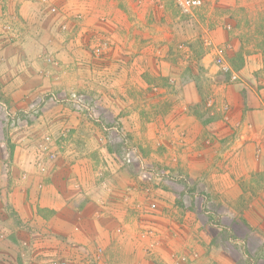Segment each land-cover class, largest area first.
<instances>
[{"label":"rangeland","instance_id":"rangeland-1","mask_svg":"<svg viewBox=\"0 0 264 264\" xmlns=\"http://www.w3.org/2000/svg\"><path fill=\"white\" fill-rule=\"evenodd\" d=\"M22 3L28 4V16L19 13ZM0 46L13 48L0 55V264H7L12 253L4 243L8 231H22L7 201L14 167L30 162L33 170L22 169L17 178L33 176L37 194L59 160V146L68 147L79 164H90V173L132 180L125 203L127 211L138 214L134 235L162 221L157 203L168 190L176 207L208 226L212 245L230 251L237 264H264V241L238 215L239 207L234 216L218 213L228 203L213 196L212 177L223 169L215 146L235 138L220 140L212 133L218 125L228 130L219 124L220 110L229 106L217 86L257 77L264 82V0H202L189 13L174 0H0ZM215 55L229 73L214 66ZM245 65L252 71L245 73ZM232 72L237 81L230 80ZM191 93L198 103L185 101ZM203 134L206 149L214 147L201 153L197 137ZM184 154L191 167L183 166ZM200 160L203 168L197 166ZM255 185L264 189V182L249 183ZM251 197L249 203L255 202ZM151 201L156 204L152 212ZM182 214L175 216L177 223ZM117 233L123 234L122 227ZM152 235L158 238L157 230ZM17 247V254L25 249L21 257L27 260L28 245L18 242ZM157 247L143 248L145 259L159 263ZM98 249L100 259L94 262ZM103 250L82 255L96 264ZM187 254L175 250L169 260L183 255L186 262L174 264H196L199 256L190 262Z\"/></svg>","mask_w":264,"mask_h":264},{"label":"crops","instance_id":"crops-1","mask_svg":"<svg viewBox=\"0 0 264 264\" xmlns=\"http://www.w3.org/2000/svg\"><path fill=\"white\" fill-rule=\"evenodd\" d=\"M27 5L22 3L20 15L28 16L25 10ZM5 48L0 46V55L13 49L10 46ZM244 71L247 73L252 68L249 66ZM237 72L243 73L242 69ZM217 88L219 98L229 106L225 112L220 110L223 115L222 121L218 122L228 130L225 127L219 128L218 125L212 128V133L220 140L226 135L235 136L234 142L230 141L220 148L216 145L214 150L220 155V158H215L217 166L222 165L223 169L212 175L215 190L213 196L228 203L227 210L222 206L223 209L218 213H222L221 218L225 213L234 216L239 207L238 215H241L252 233L264 241V189L258 192L257 185L249 186V183L264 182L261 174L264 170V147L259 146L264 135V82L257 77L256 80H241L240 83ZM190 91L192 90L187 86L185 92ZM191 95L185 97L187 103L200 101L198 96ZM204 135L197 137V151L201 153L211 151L214 147L211 145L210 149H206L202 140ZM58 150L59 160L54 162L53 171L47 176L49 181L40 187L37 194L31 188L33 176L17 178L20 176L18 171L33 170L30 162L24 161L14 167V177L11 178L13 183L10 193H7V201L12 206L11 211L18 217L19 229L22 231L16 232L13 227L11 231L7 230L4 243L9 247L7 251L12 252L7 264H46L51 260H65L67 264H85L86 261L93 264L82 253L96 248L104 249L100 263L96 264H171L169 255L175 250L178 253L187 252L190 262L198 255L196 264H237L230 251L212 245L211 240L206 238L207 225L202 227L199 221L190 219L186 210L173 204L175 195L168 190L162 193V201L157 203L159 214L164 216L157 225L154 223L155 229H152L157 230L158 238L152 234L134 235V218L138 214H134L133 209L127 211L125 203L129 189L127 187L133 186L132 180L129 181L126 175L113 174L109 177L101 172L97 174V171L90 173V169L86 168L90 164H79L77 159L74 160L73 154L69 153L68 147L59 146ZM260 151L258 156L256 153ZM182 161L185 162L184 167L192 166L189 154L182 155ZM81 162L83 163L82 160ZM197 166L203 168V161L200 160V164L197 161ZM236 166L239 176L235 174ZM249 197L255 202L249 203ZM177 213H184L180 223L175 220ZM121 227L123 234L119 235L117 232ZM11 241H16L17 244ZM18 242L28 245L31 253L28 252L27 260L21 257L24 256L21 253L25 249L20 248V253L17 254ZM151 244L156 247L159 245L156 248V254L160 256L159 263L147 260L143 255V248L147 249V245Z\"/></svg>","mask_w":264,"mask_h":264},{"label":"built area","instance_id":"built-area-1","mask_svg":"<svg viewBox=\"0 0 264 264\" xmlns=\"http://www.w3.org/2000/svg\"><path fill=\"white\" fill-rule=\"evenodd\" d=\"M174 2L177 4L178 8L184 12V13H189L191 10H194L196 8H199L202 4V0H174ZM215 59H214V66L219 70L221 71V73H229L230 69H229V66H227L223 59L217 55H215ZM230 80L231 81H237L238 80V76L237 74L235 73H230ZM74 101L76 103L80 102L81 100L78 99L75 95L72 96ZM52 157H54V155L52 154L51 155ZM39 166V171L40 173H44L45 172V168L40 164L38 165ZM156 208V204L151 201L148 203V211L152 212L154 209ZM149 212V213H150ZM146 231L144 232L145 235H148V234H152V229H145ZM119 231V230H118ZM143 234V235H144ZM100 249L96 250V252L94 253L93 255V260L94 262L98 261L100 259ZM172 258V262L171 264H174V262L176 260H181L182 262L185 261L186 262V257L185 256H175V255H172L171 256ZM50 264H66L65 262L62 261V263H57V261L55 260H51L50 261Z\"/></svg>","mask_w":264,"mask_h":264}]
</instances>
